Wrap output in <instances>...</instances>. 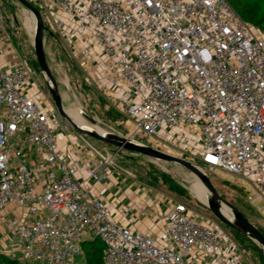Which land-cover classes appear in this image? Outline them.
<instances>
[{
  "label": "built area",
  "instance_id": "obj_1",
  "mask_svg": "<svg viewBox=\"0 0 264 264\" xmlns=\"http://www.w3.org/2000/svg\"><path fill=\"white\" fill-rule=\"evenodd\" d=\"M28 1L125 109L127 136L245 179L264 201V34L228 0ZM45 100L28 60L0 64V210L15 203L32 216L12 227L27 261L76 264L92 232L104 264H250L183 203L158 237L119 226L106 190L91 188L110 156L82 135L62 149L70 125Z\"/></svg>",
  "mask_w": 264,
  "mask_h": 264
},
{
  "label": "rangeland",
  "instance_id": "obj_2",
  "mask_svg": "<svg viewBox=\"0 0 264 264\" xmlns=\"http://www.w3.org/2000/svg\"><path fill=\"white\" fill-rule=\"evenodd\" d=\"M250 1L258 7L260 16H262L264 14V0ZM33 5L38 6L35 3ZM40 11L46 27L51 29L50 33L47 31L44 33L45 51L65 108L69 113L77 111L83 121L90 126H98L102 127L101 129L104 131L128 135L131 131V125L128 122L125 109L118 102H115L113 97L105 94V87L103 84H99L100 81L95 72L86 70L73 57L68 42L58 31L49 12L45 9H40ZM27 19L34 21L32 13L16 0H0V37L6 40V44H10V47H14L21 53L23 59L28 60L35 79L46 95V100L43 103L51 104L56 109L36 59L33 36L27 27ZM250 24L264 34V26L258 27L253 23ZM87 116L95 119L96 122L92 123ZM74 119L80 120L78 116ZM69 134L73 136L82 135L75 131L71 125L67 135ZM86 138L105 155L110 156V168L119 180H128L154 189L160 192L163 199L170 204L183 203L188 208L189 214H192L198 221L203 223L214 222L221 226L225 233L230 234L245 250L246 261L250 264H264V251L255 242L242 237L214 216L205 204L207 191L194 185L197 177L193 172L178 164L159 162L125 150L116 152V148L113 146ZM135 140L151 146L146 137L137 135ZM204 171L220 195L238 207L264 233V201L253 198L255 196L253 185L249 181L226 171H212L208 166H204ZM194 187L195 191H193ZM12 227L10 232H12ZM5 235L6 232L1 234L0 231V250L17 259L14 256L16 247L8 245L5 241L7 240ZM9 248H12V253L8 251ZM103 255L104 248H101L97 256L103 259ZM21 259L20 264H36L33 261H27L23 256ZM76 264H86L83 254L77 258Z\"/></svg>",
  "mask_w": 264,
  "mask_h": 264
},
{
  "label": "water",
  "instance_id": "obj_3",
  "mask_svg": "<svg viewBox=\"0 0 264 264\" xmlns=\"http://www.w3.org/2000/svg\"><path fill=\"white\" fill-rule=\"evenodd\" d=\"M24 8L29 10L36 20V26L33 34V47L36 55L39 68L44 76L45 83L49 90L50 97L59 115L64 118L78 133L85 137L98 140L107 145L116 148V152L125 150L137 155L147 156L163 163H174L183 166L193 172L195 176L201 181L204 187L209 191L210 195L206 205L214 214V216L223 224L229 226L231 229L249 237L257 243L264 251V233L256 227L244 213L235 205L227 201L213 185L207 173L196 164L179 158L160 150L153 148L147 144L139 142L130 136L118 134L116 132L104 131L101 132L91 126H82L70 115L69 111L65 108L63 99L59 92L58 83L48 64L47 55L45 51V31L50 33L46 27L43 16L40 10L28 0H16ZM52 34V33H51ZM90 121L92 118L87 116ZM223 209L227 213L223 211Z\"/></svg>",
  "mask_w": 264,
  "mask_h": 264
},
{
  "label": "crops",
  "instance_id": "obj_4",
  "mask_svg": "<svg viewBox=\"0 0 264 264\" xmlns=\"http://www.w3.org/2000/svg\"><path fill=\"white\" fill-rule=\"evenodd\" d=\"M21 59H23L21 53L14 47H10V44H6V40L0 37V64L8 65L21 61ZM69 138L75 140L76 136L60 134L59 146L62 149L66 150L69 147ZM80 176H82L81 172ZM91 188L94 191L106 190L103 197L104 202L112 207L113 219L119 226L141 231L152 237H158L165 229L166 215L173 203L166 202L160 192L128 180H119L111 168L110 173L106 174L102 180L91 181ZM21 217L32 219V216L27 217L25 211L17 207L15 203H10L5 209L0 210L1 234L6 232L5 239L7 240L5 241L9 246L16 247L14 256L19 262H22V253L17 237L10 232V228ZM87 238V240L94 239L93 233L89 232ZM11 249L9 248L8 251L12 253ZM0 253L4 251L0 250Z\"/></svg>",
  "mask_w": 264,
  "mask_h": 264
},
{
  "label": "trees",
  "instance_id": "obj_5",
  "mask_svg": "<svg viewBox=\"0 0 264 264\" xmlns=\"http://www.w3.org/2000/svg\"><path fill=\"white\" fill-rule=\"evenodd\" d=\"M228 1L234 7V9L237 11V13L241 16L243 20L253 23L258 27L264 26V14L260 16L259 13L260 11L258 7L255 6V4H253L250 0H228ZM235 232L241 235L242 237L246 238L247 240L253 241L249 237L237 231ZM101 248H104V245L98 238L85 240L82 243V254L84 255L85 263L104 264V260L100 259V257L97 256ZM0 264H19V260L7 254L0 253Z\"/></svg>",
  "mask_w": 264,
  "mask_h": 264
},
{
  "label": "bare ground",
  "instance_id": "obj_6",
  "mask_svg": "<svg viewBox=\"0 0 264 264\" xmlns=\"http://www.w3.org/2000/svg\"><path fill=\"white\" fill-rule=\"evenodd\" d=\"M34 18V17H33ZM35 22V23H34ZM35 26H36V20H35V18H34V21H32V19H27V27H28V29L31 31V34H32V36H33V34H34V30H35ZM67 85H68V81H67ZM70 115L74 118V117H79L80 118V120H75L76 122H78L80 125H82V126H90V125H88L86 122H84L83 121V119L80 117V115H79V113L77 112V111H71L70 112ZM92 123H95L96 122V120L95 119H93V121H91ZM98 125V124H97ZM91 127H93V126H91ZM93 128H96L97 130H99V131H101V132H104V130H102L100 127H98V126H95V127H93ZM104 129V128H103ZM194 185H196V186H200L201 188H203L204 190H206L207 191V197H206V200L208 201V198H209V195H210V193H209V191L204 187V185L201 183V181L197 178V179H195V183H194ZM193 191H195V187H194V189H193ZM195 194H197V192H195ZM207 203V202H206ZM205 203V204H206ZM223 211L225 212V213H227V210L225 211L224 209H223Z\"/></svg>",
  "mask_w": 264,
  "mask_h": 264
}]
</instances>
